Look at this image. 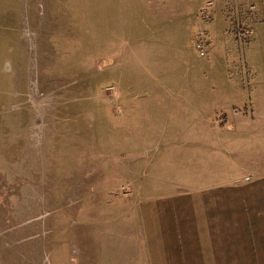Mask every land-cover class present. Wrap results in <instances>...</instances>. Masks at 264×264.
Wrapping results in <instances>:
<instances>
[{"label": "rangeland", "instance_id": "1", "mask_svg": "<svg viewBox=\"0 0 264 264\" xmlns=\"http://www.w3.org/2000/svg\"><path fill=\"white\" fill-rule=\"evenodd\" d=\"M263 14L262 0H0V264H144L128 216L111 217L128 187L116 165L142 173L129 155L152 158L146 135L247 74ZM217 22L235 52L209 53Z\"/></svg>", "mask_w": 264, "mask_h": 264}, {"label": "crops", "instance_id": "2", "mask_svg": "<svg viewBox=\"0 0 264 264\" xmlns=\"http://www.w3.org/2000/svg\"><path fill=\"white\" fill-rule=\"evenodd\" d=\"M174 20L187 24L184 15ZM214 29L211 56L235 52L236 42L218 22ZM247 29V74L223 77L220 84L232 86L218 99L192 104L179 118L171 116L170 129L146 135V143L155 140L152 158L146 150L129 155L142 173L116 165L114 180L126 179L128 187H121L125 200L115 193L123 206L111 217L128 216L144 264H264V14ZM167 157L173 166L160 165Z\"/></svg>", "mask_w": 264, "mask_h": 264}, {"label": "built area", "instance_id": "3", "mask_svg": "<svg viewBox=\"0 0 264 264\" xmlns=\"http://www.w3.org/2000/svg\"><path fill=\"white\" fill-rule=\"evenodd\" d=\"M203 53H200L199 56L202 57Z\"/></svg>", "mask_w": 264, "mask_h": 264}]
</instances>
